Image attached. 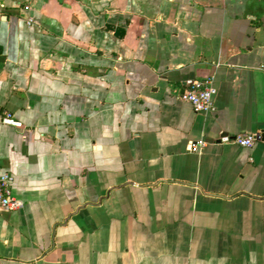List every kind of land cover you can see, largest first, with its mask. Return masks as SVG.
<instances>
[{
  "label": "crops",
  "instance_id": "obj_1",
  "mask_svg": "<svg viewBox=\"0 0 264 264\" xmlns=\"http://www.w3.org/2000/svg\"><path fill=\"white\" fill-rule=\"evenodd\" d=\"M5 173L0 264H264V0H0Z\"/></svg>",
  "mask_w": 264,
  "mask_h": 264
},
{
  "label": "built area",
  "instance_id": "obj_2",
  "mask_svg": "<svg viewBox=\"0 0 264 264\" xmlns=\"http://www.w3.org/2000/svg\"><path fill=\"white\" fill-rule=\"evenodd\" d=\"M216 88L211 77L204 79H188L181 92L180 98L192 104L195 111L213 112L216 110L214 96ZM2 121L21 127V122L15 120L10 113H7ZM261 135L258 133H238L236 135H225L221 137L222 143H235L243 147H252ZM205 146L203 141L192 142L193 149H201ZM13 176L9 173L0 175V206L6 210H16L23 206V202L13 192Z\"/></svg>",
  "mask_w": 264,
  "mask_h": 264
}]
</instances>
